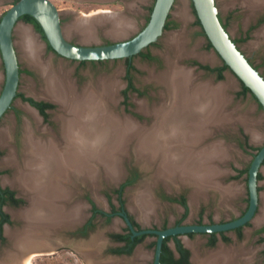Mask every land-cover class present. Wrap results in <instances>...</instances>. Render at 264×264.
I'll return each instance as SVG.
<instances>
[{"label":"rangeland","instance_id":"obj_1","mask_svg":"<svg viewBox=\"0 0 264 264\" xmlns=\"http://www.w3.org/2000/svg\"><path fill=\"white\" fill-rule=\"evenodd\" d=\"M16 1L17 0H0V20L5 11ZM52 1L60 11L65 36L72 42L85 45L106 44L132 38L147 24L148 17L152 12L151 9L155 3V0ZM215 3L219 10L220 19L223 24H226V29L231 37L249 61L264 76V4L262 6L258 5L251 7V5L245 3L243 0H215ZM182 5H186L187 7L189 15V20H187V22L177 16V11ZM105 13L114 17L117 15L118 17L123 16L128 23L126 25V32L122 34L120 33L119 35L117 34V36L113 34L112 31L114 30L113 28L115 25L113 26V24L110 23L98 24L94 27V33L92 35L93 38L90 36L91 38L89 37V39H87L88 34L85 35L78 30L79 28L76 25H78L79 22L77 23V21L83 19L82 16L87 17L89 15L98 14L97 17H99L101 16L99 14L106 15ZM167 22H170V25L168 28H165L160 38L154 44L150 45L149 48L148 46L146 47V50L153 52V54L158 57V61L150 62L142 55H135L133 57V62L137 66V70L132 72V76L135 82L139 86L143 87L151 96V107L155 104H160L162 91L165 90V86L162 83H159L155 77H152V75L164 71L167 68V61L169 58L177 60V63L185 68H190L199 82L207 80L212 81L214 84L223 83L229 80L232 82L231 86L227 89L230 102L228 101L226 108L234 117L232 116L233 118L228 120L231 122H224L220 124L221 126H214V132L212 131L213 135L209 136L208 141L219 142L223 144L224 147L228 148V155H226L223 160L219 161V165L222 170L219 178L220 181H222L221 183L223 186L232 185L234 190L232 192H227L226 190H222L220 187L209 185L208 191L206 190L205 195H200L199 200L197 201L198 203L196 202L195 205L191 203V198H189L190 211L186 218V221L188 222H195L198 221V219L204 220L206 223L210 221H229L234 217L240 216L241 213L247 209L249 203L247 185L248 171L245 172V170L249 167L254 155L258 151L257 148L264 145V108L261 107L259 101L251 92L245 95L240 94L242 89L241 80L230 68L226 69L224 77L219 79L214 75L204 73V71L197 67V65L191 63L192 60H199L202 63L211 65H223L224 63V60L215 48L209 46V39L206 33L203 31L202 26L197 23V14L192 0H175ZM20 25L30 26L33 30L43 48V53L41 55L43 57L42 59L45 61L50 60L57 70L61 67L64 68V70L69 73V77H71L70 79L73 80L79 89H82L88 82H97L100 78L113 77L117 79L120 84L118 90V101L114 108L122 115L129 116L134 119L132 112L124 110V107L120 102L121 90L126 84L124 79L126 61L124 58L110 59L107 62L87 61L85 63H81L79 60L63 57L51 50L42 35L36 31L32 24L25 22L23 19H20L17 22L14 30V41L20 66L23 71L21 73L18 86L20 92L36 98H48L46 96H41L40 94L42 93L45 85L43 75L36 68L31 66L27 62L26 58L23 57V51L19 40L20 37L17 34V28ZM74 26L77 28H73ZM172 33H184L183 36L185 42L183 52L180 53L181 55L168 44V41H166ZM201 54L211 55L214 60H202L200 58ZM27 70H30L31 72H28ZM4 83L5 68L0 53V94ZM132 99L133 102H136V104H132L133 109H137L139 107L140 101L147 104V99H138L135 94H132ZM56 103L57 107L54 110V114H52L53 118L63 112L60 103ZM14 106L19 108L21 111L20 121L17 120L14 109L8 111V113L0 119V133L4 131L3 133L5 135L7 132L9 135L8 139L6 138L5 141L0 138V169L5 171L0 176V180L3 185H10L21 193V191L23 192L25 190L19 185H15L10 182V180L15 176L17 166L4 161L10 153L14 152L19 163L23 165L26 126L28 125L32 129L34 128L33 130L36 134L40 135L39 131L42 130L39 128L45 127L46 125H39L41 120L38 116L35 117V115L29 112L32 109L21 101L20 97L14 101ZM245 117L251 121L253 129L258 131L260 136L257 138L254 137V131L251 128L248 129L247 123L243 120ZM53 122L56 123L54 120ZM56 125L57 124H54L53 127L55 128ZM53 131L55 130L53 129ZM130 151L123 156L121 177L129 165H138L136 153L133 147H130ZM238 169H242V172L244 173L238 174ZM99 171L101 177L100 175L97 176L98 182L92 181L91 178H89L88 181H77L75 192L80 194L82 191L91 189L93 198L97 201V203L101 207H107L108 204L103 191L107 187L113 186L115 181L120 179V177L116 180L112 177H107L105 171H103L101 167L99 168ZM153 172L154 171H152V173L147 172L144 176L145 179L140 185L127 190L126 198L128 206L144 225L161 226L166 219L170 222V224H173L174 220L183 212V208L181 206L158 203L152 194V197H154L155 200V206L153 204L152 211L149 214L144 215L139 211L136 204L137 202L133 201V199L135 196L139 195L141 189H143L147 183H151L153 189L155 187L166 186L173 190H187L189 195H191L194 188L192 190L191 188L187 189L185 184L180 180L176 183V180L173 179L169 181H165L164 179H155L153 177ZM261 173V197L254 219L244 228L242 237H238L233 230L228 231L231 241L224 244L230 248H238H235L239 254L238 256L240 260L237 264H264V219L259 220V217L263 215L264 209V165L262 166ZM234 175H237L238 177H234ZM80 197L81 196L79 195L77 202L80 201ZM27 205H30V203L15 209H10L9 207L6 209L8 211L11 210L12 212L15 210L19 211L24 209ZM200 209L203 210L201 213ZM14 219L16 226L21 227L24 225L25 221L22 216H15ZM121 223L122 220L120 218L112 222V224L118 225ZM66 232L67 229L65 227H61L57 231V233H59V235H61L64 239L66 238ZM5 235L7 243L6 245H0L1 254H3V250L9 246V230L7 228H5ZM98 236L99 237L94 238L95 242L93 246L95 247V245H97V260L102 261L108 258V255L104 252L102 254L107 241L102 235ZM59 237L56 236V239H59ZM181 237L184 239L185 243L192 248L193 254L196 248L200 255H204L206 252L219 247L218 245L214 248L205 247L204 244L207 239L206 234L193 236L184 235ZM150 241H152V239L148 238L145 243L136 249L134 254L126 257L121 255L115 257V259H117L120 264H151L154 258V247L150 245ZM73 243H71L72 245L70 247L64 246L54 251L37 254L31 257L29 264H90V260L92 258L89 257V254L85 253L87 248ZM192 243L194 244L192 245ZM170 244L173 245V240L170 241ZM220 244L223 243L220 242ZM93 246L88 247L87 250L93 249ZM140 250L143 251L144 256L138 257L137 253ZM102 255L104 256L103 258L100 257ZM192 264H195L194 260Z\"/></svg>","mask_w":264,"mask_h":264},{"label":"bare ground","instance_id":"obj_2","mask_svg":"<svg viewBox=\"0 0 264 264\" xmlns=\"http://www.w3.org/2000/svg\"><path fill=\"white\" fill-rule=\"evenodd\" d=\"M243 1L251 7L264 4V0ZM105 14H99V17L98 14L89 15L88 18L82 16L83 19L78 20L76 26L81 33L88 34L87 39L90 36L93 38L94 27L98 24L115 25L112 30L115 35L126 32L128 23L123 16ZM177 16L185 22L189 20L186 5L179 8ZM17 34L23 57L44 77L45 85L41 96L60 103L63 112L57 115L61 121L60 137L45 127L39 128L44 134L38 135L27 125L24 164L19 163L14 152L4 161L17 166L10 182L24 189L31 201L29 207L13 211L15 216L26 219V237L34 238L20 241L19 248L23 253L15 254L13 264H29L31 257L40 254L42 250L52 249L45 237L54 238L64 223L79 220L84 209L79 202L69 205L78 179L82 176L83 181H88L87 178L97 181L100 167L107 177L115 180L121 178L122 159L129 153L130 147H133L144 164L155 168L156 178L167 181L173 179L176 183L186 180L195 184L191 193L194 205L201 194L205 195V189L209 185L227 192L234 190L232 185L223 186L219 178L222 173L219 161L228 155V148L219 142L208 141L209 136L213 135L214 126L231 122L228 120L234 117L226 108L230 100L227 94V89L232 84L230 80L219 84L199 82L190 68L169 58L167 68L152 75L158 82L166 85L168 91L164 94L162 103L155 105L150 111L155 116V121L152 128L147 129L114 109L120 84L117 79L100 78L79 89L64 68L57 70L50 60L42 59V45L30 26L20 25ZM183 34L172 33L166 40L179 54L184 49ZM200 58L205 61L214 60L213 56L207 54H201ZM140 106L144 107L143 103ZM29 112L36 117L32 110ZM243 120L248 129L254 131L255 138L260 136L248 118ZM3 132L0 133V138L5 141L9 135L8 132L5 131L6 135ZM133 201L137 202L135 203L141 213L149 214L155 201L151 185H146ZM263 219L264 209L263 215L259 217V220ZM17 234L20 233L11 232L10 235L15 237ZM235 248L221 244L204 255H200L196 248L194 262L237 264L240 260ZM97 252L93 246L87 253L92 258L90 264H120L115 258L93 260L92 256H96ZM137 256H144L143 251H138Z\"/></svg>","mask_w":264,"mask_h":264},{"label":"flooded vegetation","instance_id":"obj_3","mask_svg":"<svg viewBox=\"0 0 264 264\" xmlns=\"http://www.w3.org/2000/svg\"><path fill=\"white\" fill-rule=\"evenodd\" d=\"M24 21L32 24V26L36 29V27L33 23L28 22L26 20H24ZM36 31H38V30L36 29ZM39 33L44 38L43 34L41 32H39ZM154 43L155 42H153L152 44H154ZM152 44H150V45H152ZM47 45H48V43H47ZM149 46H148V48H149ZM138 54L142 55L145 59H147L150 62L158 61V57L155 56L153 54V52L146 50V48ZM145 54H147V56ZM134 56L135 55H133L131 57H125L124 58L126 61L125 73H124V79L126 81V84L121 90L120 102H121V105L124 107V110H128V111L132 112V114L134 115L133 116L134 120L137 123L146 126L147 129L148 128L151 129L152 126L154 125L155 116L150 111H152L154 106L157 104H155V105H153V107H151V102H150L151 96L147 93V91L143 87L139 86L135 82V80L132 76V72L137 70V66L133 62ZM109 60L110 59L84 60V61L85 62H87V61L107 62ZM82 61L83 60H80L79 62L85 63ZM129 61L131 62L132 67L129 65ZM191 63L197 65V67L202 69L204 71V73L214 75L216 78H219L220 72L218 70H215V68L220 67L222 65L205 64V63L200 62L199 60H192ZM206 66H209L210 69L206 68ZM225 70L223 71V74L225 73ZM27 71L31 72L30 70H27ZM22 72L23 71H22V68L20 66V76H21ZM207 81H210V80H207ZM210 82H212V81H210ZM164 86H165V90L162 91V99L160 101V104L162 103L164 94H167V91H168L167 86L166 85H164ZM132 94H135L138 99L139 98L140 99H142V98L147 99V101H146L147 104L143 101H140L139 107L137 109H133L132 104L133 103L136 104V102L132 101L133 100ZM18 97H20L21 101H23L28 107H30L32 109V111L34 113H36V116H38V118L41 120V122L39 124L40 126L45 124L46 130H49L50 132L54 133L58 137L61 136V121L58 117H55V118L52 117V114H54V110L57 107L56 101H54L51 98H36L33 96H28V95L20 92L18 89L17 95L14 98L11 106L5 112V114H6V113H8V111L14 109L15 110V116H16L18 121H20V119H21V111L19 108L14 106V101ZM142 103H143L144 107L140 106V104H142ZM160 104H158V105H160ZM123 116H125V115H123ZM53 120L56 123H54ZM54 124H57L55 126V128L53 127ZM56 127H58V128H56ZM53 129L55 131H53ZM39 132H40L39 134H41V135L44 134L43 131H39ZM136 157H137L136 160H137L138 165H129V167L126 169V171L124 172L122 177L120 179H118L117 181H115V184L113 186L107 187L103 191L104 197L106 198V201L108 204L107 207H101L97 203V201L93 198L91 189H87L86 191H82V192H80V194H78L77 192L72 193L69 205L77 203V199L79 198V195H80L81 197L79 199L80 200L79 203L82 205V209L84 208L83 209L84 211L82 210V214H81V217L79 218V220L74 221V222L68 221L61 226V227H65L67 229L65 239L61 235H59V233H57V232L55 233L54 238H56V236L57 237L60 236L59 239H57V242L61 245V247H64V246L70 247L72 245L71 243L74 242L73 244H76V245L79 244L80 246H85L88 249V247L93 246V244L95 242L94 238L99 237L98 235H102L107 241V244L105 245V248L103 249L102 254L104 252L106 255H108V258H115V257L121 256V255L126 257V256H130V255L134 254L138 247H140L143 243H145L148 238H151L152 241H150L151 242L150 245L152 247H154V258H153V262L151 264H154L158 235L155 233H137L136 234L135 232L142 231L145 229H160V230H162V229H166V228L171 227V226L183 225V224L206 223L204 220H201V219H198V221H195V222L186 221V218H187L189 211H190V203H189L190 200H189V198H191V195L188 194L187 190H182V189L181 190H173V189H169L166 186L155 187L153 189L151 183H147L146 185H148V184L151 185V193L153 194V196L155 197V199L158 203L174 204V205L181 206L183 208V212L179 217H177L174 220L173 224H170V222L166 219V221L161 226L144 225L140 221V219H138V217L129 208L127 198H126V192L129 188H133V187H136L137 185H140L142 183V181L145 179L144 176L146 175L147 172L152 173V171H154L153 177L155 179H158V178H156V176H155V168H150L149 166L144 164V162L137 156V154H136ZM237 171L239 172L238 174L244 173V172H242L243 171L242 169H238ZM4 172L5 171H2V169H0V176ZM235 176L238 177L237 175H234V177ZM82 179H83V177L81 176V178L78 179V182L83 181ZM159 179H163V178H159ZM87 180H89V178H87ZM92 181H93V179H92ZM165 181H167V180H165ZM183 183L185 184V187L187 189L191 188V190H192L195 187V184H192L190 181L185 180V181H183ZM146 185H145V187H146ZM145 187L143 189H145ZM0 189H1L0 190V199L1 198L4 199L3 202L0 201V221H1L2 216H4V214L8 215V219L4 220L1 224L2 229H3L2 235L5 237V240L3 241L2 239H0V243L4 244L7 241V238L5 235V225L10 224L12 226H15V224H16L15 219H14V213L11 210L8 211L6 208L9 207L10 209H15V208H18L22 205L29 204V203H31V201H30L29 195L27 194L26 191H23L24 193L21 191V193H20L18 190H16L15 188H13L10 185H7V186L3 185L1 183V180H0ZM259 189H260V187H259ZM75 190H76V186H75L74 191ZM205 190L208 191V187ZM248 194H249V190H248ZM191 203H192V201H191ZM29 206L30 205H27V206H25V208H27ZM247 208H248V206H247ZM202 209H200V213H201V211H203ZM245 211H243L241 213V215L244 214ZM126 216L129 218L131 224L128 222ZM118 218H120L122 220V223L120 225L112 224V222L117 220ZM235 218H237V217H234L233 219H235ZM222 222H225V221L222 220ZM208 223H214V221H210ZM249 224H250V222L247 223L246 225H243V226H240L238 228L233 229V231L236 233V235L238 237H242L244 228ZM230 231H232V230H230ZM196 234H206L207 235V239H206L205 244H204V246L207 248H214L217 245L220 246L221 245L220 242L223 243V245H224L225 243H229L231 241V237L228 235V231L212 232V233L189 232V233H184V234H175V235L167 236L163 241V245H164V243H166L169 246V248L172 252V256L176 259H178L182 256L180 248H179V245H181L183 248L188 250V253L185 252V259H187V263H183V264H192V262L194 260V258H193L194 254L192 253V248L189 247L187 245V243H185L184 239H182L181 236H184V235L193 236ZM45 239H46V237H45ZM171 240H173V245L170 244ZM163 245H162V250H163ZM87 249H86L87 252L84 250L86 254L91 251V250H87ZM94 249L97 250V247H94ZM120 250H121V252H120ZM162 250H161V255H162ZM97 256H98V252H97L96 256H92L93 260L98 259ZM100 257L103 258L104 256L102 255ZM160 264H161V256H160Z\"/></svg>","mask_w":264,"mask_h":264},{"label":"water","instance_id":"obj_4","mask_svg":"<svg viewBox=\"0 0 264 264\" xmlns=\"http://www.w3.org/2000/svg\"><path fill=\"white\" fill-rule=\"evenodd\" d=\"M192 1L203 29L215 50L220 54L224 62L229 65L233 73L250 88L252 94L264 108V76L249 61L229 34L220 19L215 0ZM174 2L175 0H155L149 21L132 38L95 45L77 44L65 36L60 11L52 0H17L14 2L5 11L0 20V53L5 68V83L0 94V119L11 106L18 92L20 61L14 41V30L22 15L30 14L37 19L43 28L47 43L63 57L79 61L117 59L136 55L153 42H156L165 30ZM263 162L264 145L256 152L248 169L249 204L241 216L225 222L183 224L162 230L145 229L135 232L136 234L155 233L158 235L154 264H160L162 245L167 236L189 232L212 233L230 231L251 222L259 207L261 194L258 175L262 170ZM126 218L131 224L129 218L127 216ZM24 221V225L21 227L10 224L5 225V228L9 230V246L3 250V254L0 253V263L13 264L15 254L23 253L19 248L20 241L34 239L26 237L25 227L27 222L26 219ZM11 232H19L20 234L14 237L10 235ZM46 241L52 249L42 250L40 254L54 251L61 247L53 236L47 237ZM6 243L4 244L6 245ZM2 244L0 243V245Z\"/></svg>","mask_w":264,"mask_h":264},{"label":"trees","instance_id":"obj_5","mask_svg":"<svg viewBox=\"0 0 264 264\" xmlns=\"http://www.w3.org/2000/svg\"><path fill=\"white\" fill-rule=\"evenodd\" d=\"M152 10H153V7H152L151 11ZM20 19H24V20H26L28 22L33 23L35 25L36 29L39 32H41L43 34L44 38L46 39V36L44 34V31H43L42 26L40 25V23L37 21V19L34 16H32L30 14H24V15L21 16ZM149 19H150V16L148 17L147 22L149 21ZM197 23L202 26L201 21H200V19H199L198 16H197ZM169 25H170V22H167L166 25H165V28H168ZM224 26L226 27V24H224ZM202 28H203V26H202ZM203 31H204V29H203ZM48 46H49V48L51 50H53L52 46L49 43H48ZM209 46L213 47V44H212V42L210 40H209ZM145 55L147 56V54H145ZM82 62H85V61L83 60ZM129 65L132 67V64H131L130 61H129ZM206 68L210 69L209 66H206ZM228 68H229V65L226 64L225 62L223 63L222 66L215 68V70H218L220 72L219 73V78L220 79H222L224 77L223 71L225 69H228ZM241 83H242V89L240 91V94L245 95V94L251 92V90H250V88L248 86H246L242 81H241ZM261 107H262V105H261ZM259 149H260V147L257 148V150H259ZM263 164H264V162H263ZM248 168L245 170V172L248 171ZM258 176H259V179H261L262 178V173L259 172V175ZM3 200L4 199H2V198L0 199L1 202H3ZM7 219H8V215L4 214V216H2L1 221H0V239H2L3 241L5 240V237L2 235V230L3 229H2V225L1 224H2V222L4 220H7ZM179 248H180V251H181L182 256L180 258L176 259V258H174L172 256V252H171L169 246L166 243H164L163 250H162V255H161V264H183V263H187V259H185V252L188 253V250L185 249V248H183L181 245H179ZM120 252H121V250H120Z\"/></svg>","mask_w":264,"mask_h":264}]
</instances>
